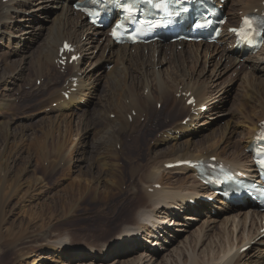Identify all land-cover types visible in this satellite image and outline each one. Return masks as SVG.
<instances>
[{
	"label": "bare ground",
	"instance_id": "bare-ground-1",
	"mask_svg": "<svg viewBox=\"0 0 264 264\" xmlns=\"http://www.w3.org/2000/svg\"><path fill=\"white\" fill-rule=\"evenodd\" d=\"M5 1L0 0V46L6 44L12 50H6L8 54L5 55L6 52L0 47V64L3 67L0 75V140L4 143V148L0 149V189L5 186L4 190H7L8 182L13 187L2 204V209L6 211L11 206L10 201L15 199V205L23 211L31 204L29 197L51 190L49 179L59 173V169L64 168L65 172L60 178L67 179V186L57 190L58 194L53 197L54 202L75 203L88 197L107 202L115 197L124 200L127 195L124 192L127 191L136 194L134 202H127L114 212V224L118 225V230L113 238L104 243L99 242L96 247L78 245L68 243L70 239L63 236L48 239L53 233V228L49 227L34 238L16 237V241H11L12 244L4 245L15 250L17 254L13 264H46L47 259L41 253L51 251L53 264H70L68 261L71 258L82 257L89 259L90 264H104L105 260L110 259H115V264H264V212L253 207L246 199L236 203L220 199L219 203L212 205L217 212L215 218L211 215L212 208L209 205L198 203V207L204 209H192L190 201L200 197L208 198L214 194L213 191L197 180L195 171L189 167L173 170L166 168L168 164L179 161L217 158V161L228 164L234 172L247 174L249 178L257 177L258 171L254 168L248 149L254 142L259 124L264 120V46L256 55H244V50L238 51L234 48L237 41L233 36L225 33L218 45H173L157 42L130 49L127 46L114 45L106 34H102L100 39V32L93 30L86 19L65 0ZM229 2L230 22L239 20L247 13L263 11L264 0ZM50 7L57 10L56 18L49 27L51 36L44 39L37 52L33 51L29 58V55L25 57L26 61L24 57L21 60H12L11 56L18 53L27 41H30V45L36 42L42 29L38 20ZM28 14L33 18H29ZM84 37L86 41L82 42ZM64 41L75 46L80 59L67 67L69 78L74 80L69 81L68 78L59 87L58 80L61 75L59 76L55 62ZM179 45L183 48L178 52ZM95 51L101 53L96 56ZM167 56L171 59L167 63L172 69L171 72L164 68ZM242 58L244 64L238 78L241 92L239 91V98L232 106V111L238 115L239 120H228L227 126L223 125L219 133L214 131L203 140L194 141L189 137L179 141V137H176L178 134L186 136L195 127L216 124L217 119L227 115L228 111L220 103L223 98L230 96L231 90L220 89L215 84L230 72L229 64L231 67L238 66ZM202 61L203 66L200 65ZM103 62L113 65V68L104 69ZM95 71H98L100 80L108 83V91L99 98L97 104L101 108L93 112L94 116L88 111L79 116V112L86 110L83 106L94 94L99 82L95 77L94 80L91 78ZM27 73L32 74L29 76ZM33 77L34 84L38 80L44 81L41 87L39 84L36 88L37 82L32 90L44 89L48 92L42 106L45 109L50 108L44 113L49 119L43 118L40 121L45 126L40 132L41 135L37 130L33 131L31 126L29 128L32 133L28 134L29 129L15 126L16 119L7 118L16 108L12 91L23 89L22 86L25 83L30 84ZM189 93L197 100L196 106L187 105ZM50 101L51 104H57L56 108L48 107ZM157 104H161V108L170 106L171 117L159 124L157 133L161 137L154 139L153 146L149 144L145 165H135L137 156L132 149L139 150V140L133 136V143L128 145L124 138L132 137L137 130L144 131L145 124L155 119L154 115L163 114L156 109ZM204 106L207 107L206 112L201 110ZM151 111L152 116H149ZM112 114L115 118L107 121ZM181 114L189 119L186 124L182 123L185 118L177 120V116ZM143 118L144 123L141 122ZM232 123H235V131L242 136V142L232 143L235 133ZM89 128L94 131L96 138L92 140L90 148ZM78 138L80 139L77 141ZM29 139L34 141L30 144L32 148H28ZM159 144L167 146L158 150L156 148ZM127 148H130L128 153ZM84 156L85 163L80 161ZM91 156H94V162ZM34 159V164L48 163L42 174L38 172L40 176L35 169H31ZM21 160L24 162L18 170ZM128 167L130 177L126 175ZM16 172L19 174L13 179ZM29 175L32 177L20 195L23 190L21 179L28 178ZM62 182L64 180L57 183L58 187ZM157 185L161 187L156 188ZM30 192L33 195L29 196ZM80 205L75 203L70 208L73 207L75 211ZM235 208L237 211L234 214ZM192 214L191 217L187 216ZM202 216H205L206 222L196 230V243L190 244L188 237L184 235L190 233L188 230L194 228L195 223L203 221L199 218ZM220 217L224 219L218 220ZM219 221L221 226L218 228ZM1 226L0 237L4 238ZM215 227L218 232L214 230ZM104 231L109 236L112 231L110 225ZM214 232L216 239L211 240L210 245L198 253V246L205 244ZM140 233L144 234L143 241L152 243L151 246H142V241L138 239ZM40 239L42 243L39 248L30 245L32 240L39 243ZM177 244L180 249L174 248ZM252 244L249 251L242 252L243 248ZM1 247L0 258L2 252L6 251V247ZM127 256L134 257L126 262L124 259ZM183 256L187 260L181 263Z\"/></svg>",
	"mask_w": 264,
	"mask_h": 264
},
{
	"label": "rangeland",
	"instance_id": "rangeland-1",
	"mask_svg": "<svg viewBox=\"0 0 264 264\" xmlns=\"http://www.w3.org/2000/svg\"><path fill=\"white\" fill-rule=\"evenodd\" d=\"M230 5H231V2H228L227 6H226V13L229 12V10H230L229 6ZM48 9H46L44 11L45 15L41 19L38 20V22H40V24L42 25L41 26L42 29L40 31L41 32L40 36H38L37 39H36V42L34 44L30 45V41H27L26 44H28V45L24 44L23 46H21L20 47V51L18 53L13 54L11 56L12 60L15 59V58H16L15 60H21L23 57L25 59V57H27L29 54L37 52L39 50L41 44L43 43L44 39L45 38L47 39V38H49L51 36V31H49L50 30L49 27L51 26L52 22H54V20L56 18L57 10L54 7L53 8L50 7ZM28 16H29V18H33V17H30V14H28ZM101 36H102V32H101V34H99L98 37L100 38ZM84 39H86V38L85 37L82 38V42L86 41ZM0 47H2L4 49V51L6 52L5 55L8 54L7 51L12 50L6 44H4L3 46H0ZM181 50H182L181 47L177 48L178 52L181 51ZM99 53H101V52L95 51V55L96 56H98ZM168 54H170V53H168ZM15 56H17V57H15ZM30 56L31 55H29L28 58ZM17 58H19V59H17ZM25 61H26V59H25ZM168 61L169 62L171 61L170 56H167V62H165L164 68H165V70H168L169 72H171V70H172L171 67L169 65H167ZM0 62H1V60H0ZM239 63L241 65L239 64L238 66H234V67H231V65L229 64V71L230 72L225 74L223 76V78L221 79L223 81V83H222L221 80H219L220 84L218 83L219 81L216 82V84H215V85L218 84L220 89L224 88V90H231L230 96H228L227 98L226 97L223 98V101H221V103H220V106L224 107L228 111L227 115L222 117V118L217 119L218 122H216V124H210L209 126H198V127H195V128L192 127L194 129L190 130V132L186 136H185V134H178L176 137L177 138L179 137L178 138L179 141L185 140L186 138H189V137L192 138L194 141L203 140L204 138H206V136H208V134H210V133H212L214 131L216 133L217 132L219 133L220 129L225 127V126H227V123L231 119L234 120V121H238L239 120L238 115L235 114L234 111H232L233 110L232 106L234 105L235 102H237V100L239 98V93L241 92L240 88H239L240 87L239 85H241V82H240V80L238 78H239L241 70H242V65L244 64L243 59L240 60ZM200 65L203 66V61L200 62ZM102 66L106 70H111L113 68V65H111V64L108 65L106 62H103ZM2 70H3V67L0 64V75L2 74ZM79 72L81 73V70H79ZM97 72L98 71L93 72L91 78L93 79L95 77L94 79L99 81V82H98V84L95 87L94 94L89 97L90 99L89 98L87 99V104H85L83 106L86 110H83V112H79V114H78L79 116H81L83 113H85L87 111L89 112L90 115L92 114L94 116L93 112L95 110H97L98 108L99 109L101 108V106H99L97 104L98 101H99V98H102L108 91V88H109L108 83L106 82V80H100L98 78L100 76L97 75ZM29 74L31 75L32 73H29ZM29 74L27 73V75H29ZM209 74H210V72H208V75ZM59 76H60V79L58 80L59 81L58 82L59 83L58 86L60 87V86L63 85V83H64L65 79L67 78V76L62 71H59ZM42 81H44V79L43 80H38L37 81L38 83L36 82L37 84L35 83L36 84V88H38L39 84H40L39 87H41V85L43 84ZM25 84L22 86L23 89L12 91L13 92V93H11L12 97L14 96L12 99H15L14 106L16 105L15 107L17 109L15 108L12 111V113L10 115H8L7 118L8 119H16L15 120L16 121V125L15 126L16 127H25V129L26 128L29 129L28 132H27L28 134L32 133L31 128H33V131L37 130L36 132H38V134L41 135L40 132H42L41 130L43 128H45V126L42 125V122H40V121L43 118L44 119H49V117L44 115V113L49 111L50 108H46L45 109L42 106L43 99L47 97L48 92L46 90H44V89H42L40 91H36V89L32 90V87L35 86L34 77H33V79H32L30 84H28V85H25ZM222 85L223 86L225 85V87H223ZM219 88H217V91L219 90ZM213 90H215V89H213ZM20 94H22V95H20ZM51 102L52 101H50L48 103L49 104L48 107L49 106L50 107L54 106L56 108L57 104L56 103H52L53 104L52 105ZM159 105H161V104H159ZM159 105L157 104L156 109L158 111H162L163 114L154 115L153 117L155 119L153 121L145 124L146 128H145L144 131L139 132V130H137V132H135L132 135V137H129V138L125 137L124 138L126 144H128V145L133 143V140H134L133 136L137 137V139L139 140V143H140L139 144V147H140L139 150H137V148H133L132 149L134 153L136 152L135 154L137 156L136 161L134 163L135 165L138 164V163L145 165V163L147 161V152H148L147 148H148L149 144H151L153 146L154 145V139L161 137L160 134L158 135V133H159V130H158L159 124L160 123L162 124L164 121L168 120L167 118L171 117L170 106L165 105L164 107L161 108ZM94 106L97 107V108H95ZM54 107H52V108H54ZM43 109H44V111H43ZM104 110H105V108H104ZM152 113H153V111L150 112L149 116L150 115L152 116ZM184 118H185V114H181V115L177 116V120H180V121L184 120ZM236 118L238 120H236ZM113 119H114V116L112 114V115H110V118H108L107 121L113 120ZM144 121H145L144 118L141 119V122L144 123ZM77 122H79V120H77ZM182 123H184V121H182ZM220 125H221V127H220ZM30 126H31V128H29ZM193 126H195V125L193 124ZM234 126H235V123H232V130L235 132L234 135H233L234 138L232 140V143L234 141H235V143H239V141L242 140L241 139L242 136H240V133L238 131H235V127ZM194 134H196V135H194ZM94 137H95L94 131L90 130V128H89V130H88L89 148H90V145L92 147V144H93L92 140L96 139ZM218 137H220V136H218ZM79 139L80 138H78L77 141ZM235 139H237L238 141L235 140ZM28 142H29L28 148H32L30 144H33L34 141H31L29 139ZM48 143H49V141H48ZM1 144H2V146H1ZM3 146H4V143H3L2 140H0V149L4 148ZM166 146L167 145L159 144V146L156 149H158V150L159 149H163V148H166ZM126 151L128 153L130 151V148H127ZM31 153H33V151ZM53 156L55 157V154ZM23 157H25V155ZM85 158H86V156H84L82 160L80 159V161L85 163V160H86ZM91 160H93V162H94V160H95L94 156H91ZM34 161H35V159L33 160V164H32L31 169H32V171H34L33 169H35L36 174L38 176H40L43 173L42 170L46 169L48 163L39 162V164H38L36 162V164H34L35 163ZM23 162H24V160H21L20 163L18 164V166H17L18 170H20L21 165H23ZM38 172L41 173V174H39ZM58 172L59 173L53 175V177L50 178L51 180L49 179L48 184L50 183L49 185H51V187H52V188L50 187L51 190L49 192L43 193L44 195L41 193V194H36L34 196H31L33 194L30 192L31 194H29V196H31V197H29L28 200L30 201L31 204H30V206L26 207L23 211H21L18 208L19 207L18 205H15V204H17L15 199L10 201L11 202L10 203L11 206H9L6 211H4L2 209V204L4 203V201L10 195L11 187H13V184L11 186L10 182H8L7 186L9 188L7 187V190L6 189L4 190V188H6L5 186H4L3 189H0L1 190L0 191L1 192L0 193V226H1L2 223H4L1 226V231H2L1 233L4 236V238L0 237V242H1L0 246H2L1 249L5 248L8 244H12L11 241H16V239H18V237L24 238V237H29L30 236L31 238L32 237L34 238L38 234L43 233L44 230H46L49 227L53 228L52 229L53 233H51V235L48 237V239H51L53 237L55 238V237L63 236V238H66L67 240L70 239L68 243H74V244L86 245V246L90 245L92 247L93 246L96 247V245H99L100 243H104L109 238H111V237L113 238L115 236V233L118 230V228L116 226H118V225L114 224V220H115L114 212L117 209H120L125 203L134 202V198L136 197V194L133 195V193L131 191L130 192L127 191V193L124 192L125 194H127L126 198L124 200H122L120 198L117 199L115 197V199H112L111 201H107V202L106 201H103V202L101 201L100 202V201L95 200L94 197H88V198L84 199V201L75 202L76 204L79 203L81 205H80V207L78 209L73 211V207H72V209L70 207H71V205L72 206L75 205L74 202H70V203L68 202L69 204L67 202L66 203H64V202H54L55 201L54 198L58 194L57 192L59 191V189H62V187H66L67 186L66 185L67 184L66 183L67 179H61L60 178L61 175H63V173L65 172V168L64 169H59ZM18 174L19 173L16 172L15 174H13V177L14 176L16 177ZM126 175L128 177H130L129 167L127 168ZM15 177L13 179H15ZM31 177H32L31 175H29L28 178L27 177H22L21 182L23 183V188H22L23 190H22V193H20V195L23 194V192L25 191L24 188L26 187V184H27L28 180L31 179ZM75 177H76V175H75ZM75 177L73 176V178H75ZM177 178H178V175H176L175 179H177ZM61 180H64V183L62 182L60 184L61 186L58 187L57 183L60 182ZM123 189H124V191H126V187L125 186H124ZM5 193L6 194L8 193V194L6 195ZM26 199H23V201H25ZM23 203H27V202H23ZM63 203L65 204L64 205L65 207L63 206ZM214 203L217 204L218 202H214ZM214 203L210 204V206H208V207L212 208V205ZM63 209L64 210L67 209L68 211L66 210L65 212H63L64 211ZM203 209H200V210H203ZM246 209H248V208H246ZM207 211L209 212L210 210H207ZM236 211H237V209L234 211V214L236 213ZM186 214H189V213H186ZM182 215L185 216L184 214H182ZM211 215L214 218L216 217V213L213 211V208H212ZM187 216L191 217V216H193V214L192 215H187ZM199 218H202L203 221L195 223V227L194 228L192 227L190 230H188L190 233L184 235L185 237H188V242H190V244H192L194 242L193 245L196 243L195 240L197 239L196 230H199L200 227L203 225L202 223L206 222V219H204L205 216H202V217H199ZM221 219L223 220L224 217H220L218 220H221ZM221 221H219V223L217 224L218 228L221 226ZM109 225H110L112 231H111V234L109 236H107L104 233L105 232L104 229L106 230V228L109 227ZM43 226H45V227H43ZM217 227L214 228V230L216 232L219 231V230H217ZM231 229H233V227H231ZM21 233H24V234L22 235ZM191 235H193V236L195 235L194 236L195 239ZM215 237H216V234L214 232L209 237L210 240L208 239L209 241L207 240L205 242V244L202 245L203 247L202 246H200V247L198 246L197 252L199 251L198 253H201L203 250H205V248L208 245H210L211 240L213 241V239ZM4 239H6V240L4 241ZM32 241H33V243H31L30 245H32V247L34 246V248H36V247L39 248L38 246L42 243L41 239H40L39 243L34 242L35 240H32ZM141 243H142V246H143V244L145 246V242L143 240H142ZM4 245H6V246H4ZM177 246H178V244L174 248L180 249V248H177ZM9 248L6 247V251H4V253L2 252V256L0 258V263L1 264H13L17 254H16L15 250H13L12 248H10V249ZM51 252H43V253H41V256L43 258L47 259V263L46 264H53L52 262H53L54 258L52 256ZM86 255L89 256V254H86ZM133 257L134 256H127L126 259H124V261L132 260ZM121 259H123V258H121ZM186 260H187V258L185 256H183L182 260H181V263H184ZM105 261L106 262H103L104 264H115V259H110L109 261H107V260H105ZM68 262H70V264H90L89 259H85V257H82V258H79V259L71 258Z\"/></svg>",
	"mask_w": 264,
	"mask_h": 264
},
{
	"label": "snow or ice",
	"instance_id": "snow-or-ice-1",
	"mask_svg": "<svg viewBox=\"0 0 264 264\" xmlns=\"http://www.w3.org/2000/svg\"><path fill=\"white\" fill-rule=\"evenodd\" d=\"M113 35H115V33H113ZM66 49H67L68 51H71V48H70L69 46H67V45H66Z\"/></svg>",
	"mask_w": 264,
	"mask_h": 264
}]
</instances>
